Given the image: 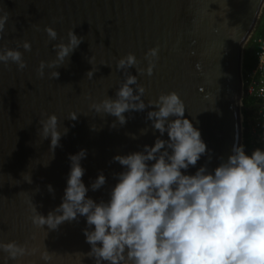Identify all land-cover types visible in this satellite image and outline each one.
Returning a JSON list of instances; mask_svg holds the SVG:
<instances>
[{
	"label": "water",
	"instance_id": "1",
	"mask_svg": "<svg viewBox=\"0 0 264 264\" xmlns=\"http://www.w3.org/2000/svg\"><path fill=\"white\" fill-rule=\"evenodd\" d=\"M263 5L264 0H0V15L9 18L0 49L31 43V51L19 49L26 68L0 64V241L36 249L7 264H44L40 253L45 250L51 254L50 264H94L81 255L90 250L82 233L83 217L56 230L36 227L29 219L28 201L45 216L58 206L69 172L68 155L80 149L87 150L81 161L86 187L101 170L106 177L100 190L87 195L107 200L116 183L113 174L122 170L112 157L153 144L159 133L146 119L151 108L124 113L126 123L115 127V117L89 109L93 101L114 98L125 79L116 63L128 53L146 68L145 53L159 46L151 76L135 68L128 71L145 88V103L171 91L179 95L185 115L212 150L210 168L218 164L216 157L226 158L234 144H242L244 48ZM45 26L56 30V41H48ZM70 29L83 41L56 69L59 77L49 78L47 68L45 76L38 77L40 61L55 59L52 45L61 37L66 43ZM50 114L58 117L59 131L68 130L52 159L50 138L38 135L39 120ZM70 114L77 119H68ZM203 163L204 158L197 166ZM25 173L31 174V184L23 181ZM49 184L54 194L47 191ZM6 255L0 252V264Z\"/></svg>",
	"mask_w": 264,
	"mask_h": 264
},
{
	"label": "clouds",
	"instance_id": "2",
	"mask_svg": "<svg viewBox=\"0 0 264 264\" xmlns=\"http://www.w3.org/2000/svg\"><path fill=\"white\" fill-rule=\"evenodd\" d=\"M8 19L6 14L0 15V34L4 33ZM73 29L68 31L66 43L61 37L59 43L52 45L55 59L40 61L38 77L45 76L46 68L51 70L49 78L59 77L56 69L65 65L83 41ZM44 32L48 41L57 40L53 27L45 26ZM21 47L31 51L27 40L16 48L0 49V64L7 67L11 62L17 70L26 68ZM159 50L158 45L147 50L146 68L138 66L133 53L121 57L116 69L125 73V79L114 98L106 96L89 105L96 114L115 117L111 127L123 126L126 112L151 108L146 119L159 133L153 144L112 157L122 170L113 174L116 183L110 188L108 199L99 201L87 193L106 184L103 171L86 187L81 161L87 150L69 154L61 203L45 216L31 199L29 219L36 227L56 230L64 222H78L83 217L86 226L82 233L90 250L79 254L91 258L94 264H264V148L257 147L249 153L243 144H234L230 154L226 158L216 157L218 164L210 168L212 150L199 128L185 115L179 95L171 91L145 103V88L138 83L137 75L128 71L135 68L137 73L151 76ZM77 116L70 114L68 119L75 120ZM39 124L38 135L42 140L50 138L52 159L68 130H58L55 114L40 119ZM202 158L204 163L197 166ZM193 168L195 171L190 172ZM22 179L32 183L30 173L23 174ZM47 191L54 194L55 190L49 184ZM35 251L16 241H0V252L7 254L4 264ZM40 258L44 264H50L52 259L47 250L40 253Z\"/></svg>",
	"mask_w": 264,
	"mask_h": 264
},
{
	"label": "built area",
	"instance_id": "3",
	"mask_svg": "<svg viewBox=\"0 0 264 264\" xmlns=\"http://www.w3.org/2000/svg\"><path fill=\"white\" fill-rule=\"evenodd\" d=\"M262 13L264 14V5ZM253 42L258 46V49L255 50L257 62L251 70L243 75L242 102L246 98L259 102L255 115L251 118V131L255 133L258 129L261 142L264 143V38L255 37Z\"/></svg>",
	"mask_w": 264,
	"mask_h": 264
},
{
	"label": "trees",
	"instance_id": "4",
	"mask_svg": "<svg viewBox=\"0 0 264 264\" xmlns=\"http://www.w3.org/2000/svg\"><path fill=\"white\" fill-rule=\"evenodd\" d=\"M264 38V14L262 13L260 16V19L258 21L257 27L254 31L253 38ZM253 38L251 41H249L246 51H245V56H244V62H243V75H245L249 70H251L256 62V51L258 49V46L254 44ZM259 106V102L256 101L255 99H250L246 98L243 101V107H242V114L245 117V122H244V128L245 131L243 133V145L246 148V151L249 153L253 150L252 144L250 143V135H249V126L251 124V121H249V116H251L253 113L256 112L257 108Z\"/></svg>",
	"mask_w": 264,
	"mask_h": 264
},
{
	"label": "rangeland",
	"instance_id": "5",
	"mask_svg": "<svg viewBox=\"0 0 264 264\" xmlns=\"http://www.w3.org/2000/svg\"><path fill=\"white\" fill-rule=\"evenodd\" d=\"M260 19V18H259ZM257 27V26H256ZM254 34V33H253ZM253 38V35L252 37L249 39V41H251ZM248 41V43H249ZM248 43L246 44L245 48H244V56H245V51H246V47L248 45ZM253 115H255V113H253L251 116H249V121H251V118L253 117ZM242 122H243V133L245 131V128H244V122H245V117L243 116L242 114ZM252 124V122H251ZM251 124L249 126V135H250V143L252 144V147L253 149L257 148V147H261V148H264V143L261 142V137H259V132H258V129H256V132L253 133V131H251ZM258 133V134H257ZM257 134V135H256ZM256 135V136H255ZM243 141H244V138H242V144H243Z\"/></svg>",
	"mask_w": 264,
	"mask_h": 264
}]
</instances>
